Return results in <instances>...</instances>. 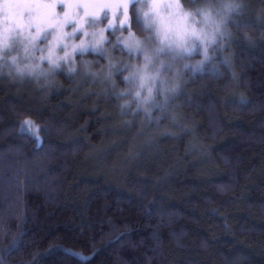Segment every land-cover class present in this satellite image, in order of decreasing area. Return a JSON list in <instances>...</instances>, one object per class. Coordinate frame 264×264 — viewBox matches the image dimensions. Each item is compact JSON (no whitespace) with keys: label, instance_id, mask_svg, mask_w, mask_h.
<instances>
[{"label":"trees","instance_id":"16d2710c","mask_svg":"<svg viewBox=\"0 0 264 264\" xmlns=\"http://www.w3.org/2000/svg\"><path fill=\"white\" fill-rule=\"evenodd\" d=\"M241 23L236 81L193 82L186 130L134 159L111 102L0 86V262L264 264V0Z\"/></svg>","mask_w":264,"mask_h":264},{"label":"clouds","instance_id":"9594fccd","mask_svg":"<svg viewBox=\"0 0 264 264\" xmlns=\"http://www.w3.org/2000/svg\"><path fill=\"white\" fill-rule=\"evenodd\" d=\"M250 0H0V86L111 102L127 127L186 130L189 86L234 70ZM264 38V32L260 33ZM241 103L244 100L241 98Z\"/></svg>","mask_w":264,"mask_h":264},{"label":"rangeland","instance_id":"374dc122","mask_svg":"<svg viewBox=\"0 0 264 264\" xmlns=\"http://www.w3.org/2000/svg\"><path fill=\"white\" fill-rule=\"evenodd\" d=\"M84 95L78 94V97L81 98ZM99 100V98H98ZM96 100L95 102L97 103ZM111 111H114L113 109ZM115 112V111H114ZM118 114V113H116ZM20 131L23 133H27L31 136H37L39 132H36L35 135L34 130L30 128H22L20 127ZM164 136V135H162ZM130 145V154L129 158L134 159L137 155H139L141 152L143 155L146 154V151L152 150V147L155 146V141L151 138V132L149 130H137L134 132V137H132L131 141L129 142Z\"/></svg>","mask_w":264,"mask_h":264},{"label":"snow or ice","instance_id":"6c2138e0","mask_svg":"<svg viewBox=\"0 0 264 264\" xmlns=\"http://www.w3.org/2000/svg\"><path fill=\"white\" fill-rule=\"evenodd\" d=\"M21 128H22V130L24 129V128H30V129H33L34 130V135H35V133L36 132H39L40 131V129H39V127L35 124V122L34 121H32L31 119H26V120H24L23 122H22V125H21ZM36 139H37V142L38 143H40L41 141H40V139H39V136L37 135L36 136ZM78 255V254H77ZM82 259H84L83 257H81ZM87 259H90V257H88ZM0 264H2V262H0Z\"/></svg>","mask_w":264,"mask_h":264}]
</instances>
